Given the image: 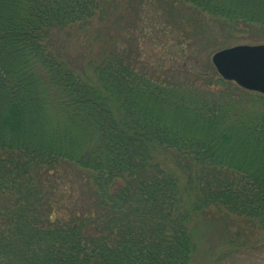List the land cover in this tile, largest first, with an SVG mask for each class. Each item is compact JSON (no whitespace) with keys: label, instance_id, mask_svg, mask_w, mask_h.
<instances>
[{"label":"trees","instance_id":"trees-1","mask_svg":"<svg viewBox=\"0 0 264 264\" xmlns=\"http://www.w3.org/2000/svg\"><path fill=\"white\" fill-rule=\"evenodd\" d=\"M121 1L0 0V264H190L201 222L264 229V116L222 122L236 100L212 88L236 85L214 64L158 73L114 43L86 75L62 52L58 32ZM127 1L182 29L190 60L211 22L264 38V0Z\"/></svg>","mask_w":264,"mask_h":264},{"label":"rangeland","instance_id":"rangeland-1","mask_svg":"<svg viewBox=\"0 0 264 264\" xmlns=\"http://www.w3.org/2000/svg\"><path fill=\"white\" fill-rule=\"evenodd\" d=\"M164 20L158 9L146 1L137 12L132 3L121 1L119 7L111 8L105 17L96 15L86 26L73 24L58 32L61 38L59 43L63 45L62 52L68 51L71 54V61L68 58L71 65L75 66L78 72L84 71L87 75L92 71L90 65L93 62H101L114 43L132 48L133 56L137 55L146 66H155V70L160 73L163 68L176 71L175 67L180 63L189 68L200 64L205 70L214 64L212 55L220 48L240 43L264 42V38L250 42V39L230 27L228 32L219 31L215 23L211 22L208 27H201L196 35L192 34L190 37V42L196 41L194 51L200 59L199 62L175 53L179 47L178 38L184 34L175 23L165 24ZM209 34H212L211 37ZM185 41L189 42V39ZM162 62L164 66H160ZM234 83L236 86L230 89L220 82L212 88L215 97L218 98L223 91L230 93L236 100V106L228 111H220L221 116L223 113L222 122L264 116V94ZM200 85L202 86L201 83ZM207 90L209 91L208 87ZM221 99L220 96V103ZM156 155L157 160L166 164L169 169L179 171L175 165L174 153L162 151ZM234 218L235 220L227 221L230 231L219 233L213 226L217 224L216 220L201 222L199 232L202 241L190 264H264V229L244 217Z\"/></svg>","mask_w":264,"mask_h":264},{"label":"water","instance_id":"water-1","mask_svg":"<svg viewBox=\"0 0 264 264\" xmlns=\"http://www.w3.org/2000/svg\"><path fill=\"white\" fill-rule=\"evenodd\" d=\"M212 61L224 79L264 94V42L220 48L213 53Z\"/></svg>","mask_w":264,"mask_h":264}]
</instances>
